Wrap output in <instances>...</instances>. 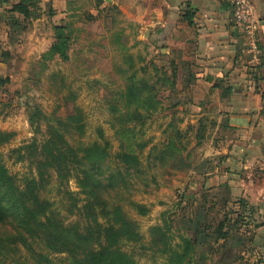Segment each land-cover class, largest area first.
I'll list each match as a JSON object with an SVG mask.
<instances>
[{"label": "rangeland", "instance_id": "374dc122", "mask_svg": "<svg viewBox=\"0 0 264 264\" xmlns=\"http://www.w3.org/2000/svg\"><path fill=\"white\" fill-rule=\"evenodd\" d=\"M21 1L0 0V164L27 192V208L47 209L51 233L0 226V264H78L114 240L117 208L137 234L118 246L134 264H264V118L253 151L232 152L208 125L197 146V102H181V85L171 89L179 58L150 37V0H29L26 17L11 12ZM56 26L67 27L69 60L43 67ZM131 84L147 88L142 99L153 89L155 111L129 106ZM126 137L140 165H103L100 195L91 196L81 153L70 151L108 142L113 159ZM170 139L177 147L165 150ZM222 222L228 236L218 241Z\"/></svg>", "mask_w": 264, "mask_h": 264}, {"label": "crops", "instance_id": "0c3cea01", "mask_svg": "<svg viewBox=\"0 0 264 264\" xmlns=\"http://www.w3.org/2000/svg\"><path fill=\"white\" fill-rule=\"evenodd\" d=\"M251 1L261 23L263 55L257 66L250 65L243 34L222 0H150V37L171 47L179 58L176 87L181 85L185 93L181 102H197L192 113L201 148L208 138L207 125L213 126L217 139L234 143V153L236 148L253 151L259 145L253 140L264 118V0ZM188 9L193 10V25L183 18ZM211 112H216L213 118ZM214 177L211 173L205 187Z\"/></svg>", "mask_w": 264, "mask_h": 264}, {"label": "trees", "instance_id": "16d2710c", "mask_svg": "<svg viewBox=\"0 0 264 264\" xmlns=\"http://www.w3.org/2000/svg\"><path fill=\"white\" fill-rule=\"evenodd\" d=\"M29 0H22L20 3L14 4L11 9L13 13L23 14L25 17L30 16L28 9L23 4ZM184 20L189 24L193 25V10L188 9L184 14ZM67 27L56 26L55 27V41L52 46L41 56V64L46 67L48 62L60 59L64 62L69 60V50L71 47V39L67 32ZM177 68L175 66L172 71L171 78L168 79L170 82L171 89L177 85ZM5 81H0L3 84ZM147 88L136 87L135 84H131L126 90L125 96L129 99L130 107L137 108L141 102H147L150 105V110H156L158 102L156 97L152 94L153 89L150 88V97L142 99V95L146 92ZM150 102V103H149ZM131 115V114H130ZM76 120L75 117H69L68 121ZM133 120L122 121L124 125L126 123H132ZM128 127V126H126ZM130 129V128H129ZM81 130V129H80ZM179 137V136H178ZM103 133L99 132V139H103ZM128 138L126 137V140ZM123 140L120 152H118L112 159L109 151V143L99 144L98 142L86 148H80L77 152L70 151V154H74L78 159L77 153H81L80 164L84 165L85 168L81 172L82 176V188L85 192H88L91 196L100 195L101 184L99 170L100 168L109 163H114L117 167V171L120 172V168L130 171L137 168L140 165V159L137 157L130 144L129 140ZM175 143L170 139L166 144L163 145L165 150H170V147H175ZM177 147V146H176ZM139 150H143L144 146L138 145ZM181 150V149H180ZM178 148V154L180 153ZM80 155V154H79ZM172 157H176L173 155ZM120 167V168H119ZM115 175L110 174L108 180L114 181ZM26 191H19L16 187L13 177H11L6 168L0 164V226L12 225L18 230V232L27 237H34L36 231L44 230L47 233H51L49 227H45V222H49V216L47 215V209L45 207L39 208L38 210H30L24 204L26 197ZM247 203L245 201L238 204L239 207H245ZM117 217V226L109 230L110 235L113 236V241L108 243L104 249L99 251H89L83 254L82 259L78 264H134L133 258L129 254L122 252L118 246L124 241H133L137 238L136 231L131 222L126 220L121 213V210L117 208L115 210ZM43 217L44 222L41 221ZM243 217V216H242ZM40 226V227H39ZM262 224H258L256 227H261ZM227 228L225 222L219 225L217 230V240H225L227 233L224 230ZM1 243V239H0ZM58 243V241H57ZM183 260L178 259L177 264H181Z\"/></svg>", "mask_w": 264, "mask_h": 264}, {"label": "built area", "instance_id": "2783aa9c", "mask_svg": "<svg viewBox=\"0 0 264 264\" xmlns=\"http://www.w3.org/2000/svg\"><path fill=\"white\" fill-rule=\"evenodd\" d=\"M232 11L233 20L243 34L245 54L251 66L259 65L262 50L259 45L260 19L251 0H222Z\"/></svg>", "mask_w": 264, "mask_h": 264}]
</instances>
